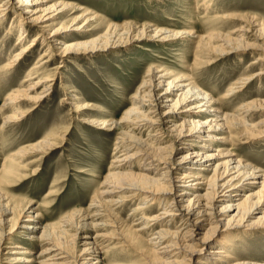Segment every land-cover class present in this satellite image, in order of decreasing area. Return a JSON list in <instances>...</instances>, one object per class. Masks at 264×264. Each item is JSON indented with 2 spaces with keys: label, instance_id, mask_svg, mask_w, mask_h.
I'll list each match as a JSON object with an SVG mask.
<instances>
[{
  "label": "bare ground",
  "instance_id": "1",
  "mask_svg": "<svg viewBox=\"0 0 264 264\" xmlns=\"http://www.w3.org/2000/svg\"><path fill=\"white\" fill-rule=\"evenodd\" d=\"M76 6L66 0H0V24H3L7 14H11L12 23L8 27V33H11L15 26L18 27L16 43L19 45L11 60L0 69H12L15 62L21 60L23 54L30 53L39 41L45 48L24 76L20 89L12 91L4 98V102H7L4 104L9 105V108L13 109V106L21 101L37 104L48 98L58 77V70L55 69L60 65L52 67V71H47L46 68L56 56L67 58L71 55L94 54L143 38L166 41L187 37L195 40V50H206L209 54L220 56L257 46L244 42L245 35L254 30L253 37L260 40V53L250 64L260 67L254 73L238 78L227 91L235 92L236 88L242 87L249 80L264 75V21L261 23L248 15H235L244 23L232 32L236 36L213 30L206 34L194 29L174 32L153 24L137 26L128 22L108 23L102 36L80 41L68 40L73 34L71 32H83L89 22L100 17L86 9L72 17L75 11L83 9ZM31 29L35 31V36L23 46L22 43L30 35ZM177 35L180 37H176ZM207 62L210 63V59H207ZM170 74L169 70L159 66L148 68L146 79L141 80L140 89L137 88L131 96L130 105L118 120L83 117L82 121L90 126L105 130L116 129L113 139V149L116 151L112 152L108 171L84 208H75L63 214L56 223L44 225L37 236L39 223H28L31 221V212L36 209L30 207V201L18 209V221H14L7 229L5 224L12 218L7 216L11 214V208L1 210L0 207V264H106L102 255L105 257L109 248L97 255L95 253L98 248L92 242L101 240L99 236L92 235L96 229L101 228L112 229L113 233L109 238L118 239L116 247L119 249L132 247L137 242L135 244L139 249L135 251L140 254L145 264H260L236 259L232 255L229 241L225 238H215L217 232L240 225L255 224L264 227V211L259 210L264 201V194L260 199L252 201L253 196L261 190L264 191V174L255 167L236 160L231 149H225L224 154V157L230 158L213 165L211 161L215 154L192 147L183 149L180 145L194 132L202 138H209L213 131L229 132L238 127L244 128V134L240 137L251 138L252 132L249 129H253V126L247 124L246 118L252 111L264 110V99L242 102L232 112L224 113L218 101L229 95L227 92L219 99H214L205 91L196 88L187 74ZM60 89L65 99H76L67 92L65 83ZM68 104L78 113H83L87 108L85 104ZM16 113L17 110L7 115L1 127L20 120L23 111L20 114L18 112L19 115ZM193 113L200 117L206 114L207 117L203 120L191 119L189 122L185 120ZM179 119L182 121L177 123ZM120 124L125 130L118 126ZM261 124L264 125V121ZM68 130L69 127L64 134ZM57 134L60 138L64 136L61 132H55L45 140L20 147L14 155L24 157L37 153L45 154L57 146ZM169 138L170 142L165 144ZM218 139L222 141L225 136ZM131 158L140 160L136 170H129ZM12 161H15L14 158ZM200 162H205L204 165L208 169L196 171ZM14 169L15 165L11 161L7 164L5 159L0 167V177L7 180L9 177H16L18 180ZM35 170L36 168L33 172ZM206 170L211 171L208 177L204 176ZM207 178L206 185L204 180ZM247 179H254L252 184L260 183V191L235 199L234 196L244 190V181ZM259 179H262L261 182ZM49 188L46 196H51L57 190L55 180ZM138 197L140 205L134 206L131 214L135 210L144 213H141L135 222L127 223L124 228L128 230L125 239V234L120 230L121 220L113 210L119 204L122 205V202ZM153 199L157 200L156 206L159 210L146 214L145 209L152 204ZM257 213H260V216L255 217ZM226 214L229 217L225 219ZM37 216L38 213H35L32 217ZM253 217L254 219H251ZM174 221L177 224L171 228ZM18 229L21 230L17 231ZM69 231L73 233L70 234ZM19 234H23L24 239H20ZM79 234L82 235L80 243L76 241ZM144 234H149L150 238L143 239ZM6 239L7 244L4 246L2 244ZM66 241L68 244L65 245ZM27 242L35 244L39 251H32ZM143 242L151 246L149 250L140 249V243ZM70 243L74 245H69Z\"/></svg>",
  "mask_w": 264,
  "mask_h": 264
},
{
  "label": "rangeland",
  "instance_id": "2",
  "mask_svg": "<svg viewBox=\"0 0 264 264\" xmlns=\"http://www.w3.org/2000/svg\"><path fill=\"white\" fill-rule=\"evenodd\" d=\"M66 1L83 8L75 11L76 13L71 15L72 17L77 16L85 9L100 15L99 18L89 22L83 32H79V34L71 32L73 34L68 40L80 41L98 35L102 36L108 23L129 22L137 26L153 24L158 28L174 32L194 29L201 34L213 30L236 36L232 32L244 23L239 21L235 15H248L261 23L264 21V0ZM11 23V14H7L3 24H0V67L10 61L13 53L19 49V45L16 43L18 27L15 26L12 32L8 33ZM29 34L23 41V46L33 39L35 31L31 29ZM254 34V30L247 33L244 42L257 46L224 53L220 56L214 53L209 54L206 50H195V40L187 37L166 41L143 38L131 44L94 54L71 55L72 57L67 58L56 56L55 60L46 68L47 71H52V67L60 65L55 69L58 70V77L55 79L53 91L48 95V98L37 104L21 101L15 104L13 109L4 104L7 103L4 102V98L12 91L20 89L24 76L45 48L39 41L30 53L23 54L22 59L15 62L12 69L7 71L0 69V167L5 159L7 164L11 161L15 165L14 173L18 178L16 180V177H9L7 180L0 177V207L1 210L11 208V214L7 216H12L11 220L5 224V229L14 221H18L16 220L17 211L27 201L31 202V208H36L35 212H31V217H29L31 221L28 223L31 224L32 221L39 223L40 229L37 236L44 225L56 223L66 212L75 208H84L90 202L93 191L108 171L110 160L113 157L112 152L116 151L113 149L116 129L105 130L98 126H90L82 119L87 117L118 120L130 105L131 96L137 88L140 89L141 80L146 79L148 68L159 66L169 70L170 76L185 73L196 88L205 91L214 99H219L227 92L229 95L218 101L224 113L232 112L242 102L264 99V75L249 80L242 87L236 88L235 92L232 90L233 93L227 91L238 78L250 75L260 67L257 64H250L260 53V40L254 38ZM207 59H210V63L207 62ZM64 83L68 87L67 92L75 96L76 99L73 101L65 99L61 92L60 88ZM69 102L85 104L87 108L83 113L74 112L72 110L74 107L69 105ZM16 110L17 115L23 111L20 120L9 122L6 126L1 127L6 116ZM206 117V114L200 117L193 113L190 118H185V120L189 122L191 119L203 120ZM181 121L182 119H179L176 122ZM262 121H264V110L262 109L252 111L246 118L247 124L253 126V129H249L252 132V137L249 139L240 137L242 133L244 134V128L241 127L233 128L229 132L213 131L209 138H202L200 134L194 132L186 137V141L180 147L183 149L192 147L215 154L211 161L213 165L223 163L230 158L224 157V154L225 149H231L236 160H241L264 174V125L261 124ZM231 123L234 122L231 121ZM118 126L124 129L122 124ZM68 127L69 130L64 134ZM55 132H61L64 136L60 138V135L57 134V146L45 154L37 153L24 157L14 155L20 147L45 140ZM220 136H225V139L221 141L218 139ZM169 142L170 138L165 144ZM13 158L16 162L12 161ZM131 161L129 170H136L140 160L131 158ZM204 164L205 162L198 163L196 171L208 169ZM35 168L36 170L33 172ZM210 174L211 171L207 172L206 170L204 176L208 177ZM53 180L56 181L57 190L51 196H46ZM253 180H245L244 190L238 192L234 198L241 199L245 194L254 195L255 192L260 191V183L252 184ZM261 180L259 179V182ZM204 183L208 184V178L204 180ZM263 194L264 191L261 190L252 197V201L260 199ZM156 201V199L151 200L152 204H149L150 206L145 209L146 214L158 212ZM122 203V205L118 203V207L115 205L116 208L113 212L121 220L120 230L125 234L126 239L128 230H124V228L127 223L135 222L144 212L135 210L131 214L133 207L140 205L139 197ZM259 210L264 211V201L259 206ZM35 213H38V216L32 217ZM256 216H260V213H257ZM228 217V214L224 216L225 219ZM102 219H106V217H102ZM176 224L177 222H172L171 228H174ZM83 231L85 230H81V232ZM69 232L73 233V231ZM112 233L111 228L96 229L93 232L92 235H97L101 239L92 241L98 248V252L95 254L100 255L103 250L109 248L105 257L102 255L106 264H145L141 260L140 254L135 251L139 249L135 244L137 242L132 247L119 249L116 247L118 239L109 238ZM216 234L215 240L225 238L229 241L232 255L236 259L264 264V227L262 225H240L223 229ZM19 236L20 239H24L23 234H19ZM80 236L82 235L79 234L76 238L79 243L82 239ZM148 238H150L149 234L143 235V239ZM6 242L7 239L2 245L5 246ZM27 243L33 249L32 251H39L35 244ZM64 244L66 245L68 242L66 241ZM140 244V249L149 250L151 247L145 242ZM69 245L74 244L70 243ZM78 246L81 245L78 244ZM150 256L152 258L153 254ZM219 263L223 262H212L211 264Z\"/></svg>",
  "mask_w": 264,
  "mask_h": 264
}]
</instances>
